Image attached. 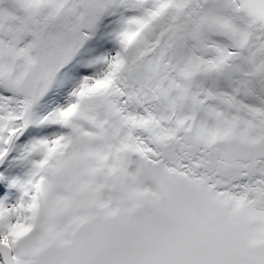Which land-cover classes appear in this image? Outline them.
Listing matches in <instances>:
<instances>
[{"label":"snow or ice","instance_id":"6c2138e0","mask_svg":"<svg viewBox=\"0 0 264 264\" xmlns=\"http://www.w3.org/2000/svg\"><path fill=\"white\" fill-rule=\"evenodd\" d=\"M0 264H264V0H0Z\"/></svg>","mask_w":264,"mask_h":264}]
</instances>
